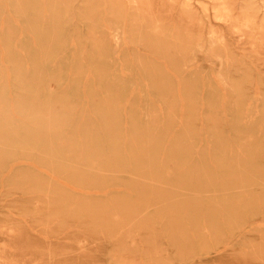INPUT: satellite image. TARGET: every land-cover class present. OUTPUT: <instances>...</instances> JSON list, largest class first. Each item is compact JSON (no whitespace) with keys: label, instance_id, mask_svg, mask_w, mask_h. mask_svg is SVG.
<instances>
[{"label":"rangeland","instance_id":"374dc122","mask_svg":"<svg viewBox=\"0 0 264 264\" xmlns=\"http://www.w3.org/2000/svg\"><path fill=\"white\" fill-rule=\"evenodd\" d=\"M0 264H264V0H0Z\"/></svg>","mask_w":264,"mask_h":264}]
</instances>
